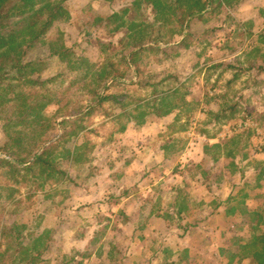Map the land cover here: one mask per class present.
I'll return each instance as SVG.
<instances>
[{
    "label": "rangeland",
    "instance_id": "1",
    "mask_svg": "<svg viewBox=\"0 0 264 264\" xmlns=\"http://www.w3.org/2000/svg\"><path fill=\"white\" fill-rule=\"evenodd\" d=\"M67 7L69 20L57 23L47 41L62 34L91 66L119 68L125 78L110 82L107 94L124 97L84 116L79 136L68 135L59 144L54 160L66 179L41 180L43 187L22 183L15 204L0 202V229L7 222L19 225L30 245L32 237L44 233L48 250L41 264H228L232 258L219 257L221 248H229L234 236L252 233L242 216L212 214L217 199L223 202L232 193L233 206L246 200L264 212V179L257 173L264 168L259 166L264 162V0H239L192 22L190 46L147 53L141 77L121 63L127 29L111 32L115 26L95 27L94 19L128 10V21H154L151 6L143 0H70ZM30 57L49 61L44 75L58 77L62 89L73 82L68 60L51 58L48 46ZM146 80H166L158 91L176 86L188 104L160 118L152 108L154 88L141 83ZM81 86L75 85L67 100L75 95V103H91ZM171 103L168 98L160 106L165 111ZM56 111H48L56 126L52 136L73 132L75 123L67 120L80 114ZM4 141L0 123V146ZM215 144L222 149L209 147ZM76 147V154L86 153L79 163ZM2 157L7 154L0 152ZM182 206L184 225L201 224L174 241L172 230H178L171 219L159 223L155 216ZM238 210L242 215L243 207ZM241 252L231 264H258Z\"/></svg>",
    "mask_w": 264,
    "mask_h": 264
},
{
    "label": "trees",
    "instance_id": "2",
    "mask_svg": "<svg viewBox=\"0 0 264 264\" xmlns=\"http://www.w3.org/2000/svg\"><path fill=\"white\" fill-rule=\"evenodd\" d=\"M69 1L0 0V123L5 134V141L0 146V152L7 154L8 157L0 158V202L5 200L9 206L16 203L22 183L33 182L43 187L49 179H55L57 182L66 179L67 173L59 169V163L54 160L59 144L68 135L79 136L80 130L83 129L81 123L84 121V116L98 110L106 102H119L118 100L124 97L107 94L111 88L110 82L114 84L125 78V73L119 68L116 69L112 63L104 66H91L87 59L77 57L73 46L66 45L62 34L47 41V35L57 23L69 20L70 12L67 7ZM143 1L153 8L154 21H128L125 19L128 10L94 19L95 27L115 26L108 29L111 32L127 29L124 32L125 38L121 41L125 48L121 63L126 65L128 70H133L136 77H141L145 73L142 64L145 63L147 53L165 52L163 49L165 46L177 47L185 44L188 48L190 44H186V41L192 35L190 32L192 22L204 20L207 13L216 12L221 7L233 8L239 0ZM177 37L181 38L178 42L175 40ZM45 46H48L51 58L67 59L69 68L74 72L73 82L65 89L56 83L59 80L58 77L47 78L44 75L43 66L49 61L30 57L34 51ZM75 72H79L76 80ZM164 81L166 80L159 84H152L147 80L141 82L145 87L154 88L152 108L160 118L169 116L178 108H184L188 104L186 94L180 93V90L175 88L176 86H169L166 91L159 92L158 88L163 85ZM81 83L79 90L84 95L88 94L91 100V103L86 105L81 102L75 103L73 101L75 95L67 100L73 87ZM161 97L162 102H158ZM168 98L174 100V103H171L164 111L160 103H164ZM52 107L57 108L56 115L64 113L66 117H72L80 114L75 120H67V122L75 123L76 129H73V132L52 136L56 129L48 116V111ZM83 109L87 111L83 113ZM180 116L178 114L176 120ZM125 130L126 126L122 127L121 131ZM233 142L230 140L226 144ZM209 147H212V150H221L223 146L215 144ZM79 150L80 147H76L74 151L75 163H79L86 154L85 152L76 154ZM68 154L72 155L70 150ZM227 155L230 156V153ZM213 158L218 161V157L213 156ZM259 166H264V162H260ZM257 173L259 180L264 179V168H261V172L258 168ZM41 180H44V183H40ZM236 188L238 185L235 186ZM234 199L235 196L232 193L223 202L217 199L218 203H215L212 214L229 211V216L232 218L242 216L245 219L244 228H250L252 234L248 237L234 236L229 248H221L222 254L219 257L232 258L228 263L231 264L233 259L244 250L249 252L258 264H264V212L255 208L250 209L247 201L244 200L238 203V207H243L241 215L238 207L230 202ZM184 210L185 207L182 206L176 213L175 211L166 213L165 209V212L159 210L156 216L154 213H150L149 216L154 215L159 223L171 219L172 228L178 230L177 232L172 230L175 236L174 241H177L182 231L187 234L193 229L200 228L198 225L201 224L199 222L184 225ZM175 216L180 217L179 223L173 221ZM209 217L212 215H207L206 218ZM20 230L19 225L10 226L8 222L0 229V264H41L48 250V246L44 247V233L35 235V237L31 236L33 244L30 245L24 243L23 240L26 237ZM142 230H145L144 227ZM75 263L80 262L75 261Z\"/></svg>",
    "mask_w": 264,
    "mask_h": 264
},
{
    "label": "crops",
    "instance_id": "3",
    "mask_svg": "<svg viewBox=\"0 0 264 264\" xmlns=\"http://www.w3.org/2000/svg\"><path fill=\"white\" fill-rule=\"evenodd\" d=\"M247 204L249 205V208L251 209H253V207L251 206V204L247 201ZM221 210V209H220ZM250 211H252V210H250Z\"/></svg>",
    "mask_w": 264,
    "mask_h": 264
}]
</instances>
